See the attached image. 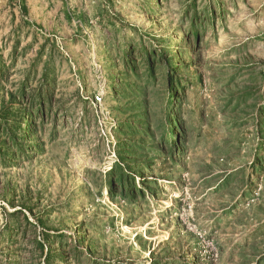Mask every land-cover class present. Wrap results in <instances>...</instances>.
Returning a JSON list of instances; mask_svg holds the SVG:
<instances>
[{
    "label": "rangeland",
    "instance_id": "374dc122",
    "mask_svg": "<svg viewBox=\"0 0 264 264\" xmlns=\"http://www.w3.org/2000/svg\"><path fill=\"white\" fill-rule=\"evenodd\" d=\"M0 126V264H264V0H0Z\"/></svg>",
    "mask_w": 264,
    "mask_h": 264
},
{
    "label": "trees",
    "instance_id": "16d2710c",
    "mask_svg": "<svg viewBox=\"0 0 264 264\" xmlns=\"http://www.w3.org/2000/svg\"><path fill=\"white\" fill-rule=\"evenodd\" d=\"M167 83L168 84H171V78L168 77L167 78ZM177 90H179V88H177ZM24 119V120H23ZM33 120V117L32 116H29L26 118H22V121L19 123L18 126H16V128L14 129H17L16 131H18L19 133V136L20 137H28L29 135H34L35 134V131H36V125L35 123L32 121ZM8 129L7 127L3 128V126H0V132L3 131L4 133V137L1 138L0 140V145L1 147L5 148V149H2L1 151V155H0V158L2 157L3 159H5L7 157V155H14V152H13V147H15L16 149V152L15 153H18V152H21L22 150V143L19 142L17 140V136L16 137H12V135L10 134V132H8ZM13 133V132H12ZM15 133V132H14ZM170 134H168V136L165 134V138L163 140V144H165L166 142H168V137H169ZM9 142L11 143V145H9ZM172 146H174L172 143H170ZM39 248L42 250V246L40 245ZM182 264H186L185 261H181Z\"/></svg>",
    "mask_w": 264,
    "mask_h": 264
},
{
    "label": "built area",
    "instance_id": "2783aa9c",
    "mask_svg": "<svg viewBox=\"0 0 264 264\" xmlns=\"http://www.w3.org/2000/svg\"><path fill=\"white\" fill-rule=\"evenodd\" d=\"M96 100L98 101V100H99V98H96Z\"/></svg>",
    "mask_w": 264,
    "mask_h": 264
}]
</instances>
